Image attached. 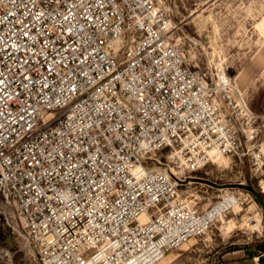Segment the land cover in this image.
I'll use <instances>...</instances> for the list:
<instances>
[{
  "label": "built area",
  "instance_id": "obj_1",
  "mask_svg": "<svg viewBox=\"0 0 264 264\" xmlns=\"http://www.w3.org/2000/svg\"><path fill=\"white\" fill-rule=\"evenodd\" d=\"M164 2L0 0V215L40 264H157L202 238L244 202L179 186L221 157L264 194V114L188 61Z\"/></svg>",
  "mask_w": 264,
  "mask_h": 264
},
{
  "label": "rangeland",
  "instance_id": "obj_2",
  "mask_svg": "<svg viewBox=\"0 0 264 264\" xmlns=\"http://www.w3.org/2000/svg\"><path fill=\"white\" fill-rule=\"evenodd\" d=\"M164 4L178 27L176 35L188 61L209 75H227L251 109L264 114V0H165ZM186 175L179 186L181 197L195 200L199 209L209 211L228 191L236 192L244 204L225 211L208 234L169 251L157 264H255L251 256L241 258L245 249L254 247L258 253L264 244V194L258 191L249 163L221 157L206 170ZM243 179L246 188L259 192L261 205L252 193L228 190ZM3 249L10 251L12 261L3 256ZM0 264H40L38 258L20 250L3 215Z\"/></svg>",
  "mask_w": 264,
  "mask_h": 264
},
{
  "label": "crops",
  "instance_id": "obj_3",
  "mask_svg": "<svg viewBox=\"0 0 264 264\" xmlns=\"http://www.w3.org/2000/svg\"><path fill=\"white\" fill-rule=\"evenodd\" d=\"M254 250H255L254 247H251L250 249L249 248L245 249L243 251L244 254L241 256V258H243V257L247 258V257L251 256L253 259V262L255 264H262V260L264 259V253L262 251H259L258 253H256V252H254ZM247 252H249L251 255H248V254L245 255V253H247ZM225 257H229V256H225ZM235 259H238V258H235Z\"/></svg>",
  "mask_w": 264,
  "mask_h": 264
},
{
  "label": "trees",
  "instance_id": "obj_4",
  "mask_svg": "<svg viewBox=\"0 0 264 264\" xmlns=\"http://www.w3.org/2000/svg\"><path fill=\"white\" fill-rule=\"evenodd\" d=\"M249 186H251V184H249ZM253 195H254L255 200L258 203H260V205H261L262 204V200H261V196H260L259 192H254ZM259 249H260V251H262L264 253V244H261L259 246Z\"/></svg>",
  "mask_w": 264,
  "mask_h": 264
},
{
  "label": "bare ground",
  "instance_id": "obj_5",
  "mask_svg": "<svg viewBox=\"0 0 264 264\" xmlns=\"http://www.w3.org/2000/svg\"><path fill=\"white\" fill-rule=\"evenodd\" d=\"M225 78H226V80H228L227 77H225ZM231 87H232V90H233L235 93H237V92L239 91L235 86L231 85ZM239 92H240V91H239ZM219 159H220V158H219ZM224 209H225V208H224ZM255 222H256V221L254 220V221L252 222V224L255 225Z\"/></svg>",
  "mask_w": 264,
  "mask_h": 264
},
{
  "label": "water",
  "instance_id": "obj_6",
  "mask_svg": "<svg viewBox=\"0 0 264 264\" xmlns=\"http://www.w3.org/2000/svg\"><path fill=\"white\" fill-rule=\"evenodd\" d=\"M247 189H248L249 191L253 192V193L256 192L255 189H254L253 187H248Z\"/></svg>",
  "mask_w": 264,
  "mask_h": 264
}]
</instances>
